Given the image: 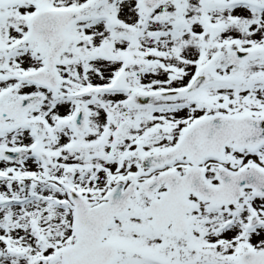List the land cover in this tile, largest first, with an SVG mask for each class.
<instances>
[{
    "label": "snow or ice",
    "instance_id": "1",
    "mask_svg": "<svg viewBox=\"0 0 264 264\" xmlns=\"http://www.w3.org/2000/svg\"><path fill=\"white\" fill-rule=\"evenodd\" d=\"M0 264H264V0H0Z\"/></svg>",
    "mask_w": 264,
    "mask_h": 264
}]
</instances>
